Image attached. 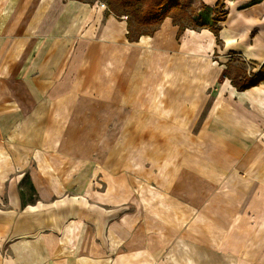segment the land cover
I'll return each instance as SVG.
<instances>
[{
	"label": "crops",
	"instance_id": "0c3cea01",
	"mask_svg": "<svg viewBox=\"0 0 264 264\" xmlns=\"http://www.w3.org/2000/svg\"><path fill=\"white\" fill-rule=\"evenodd\" d=\"M219 1L200 0L212 8ZM225 5L228 14L219 24L222 64L231 53L264 64V0ZM128 34V18L113 14L108 0H0V264H136L167 258L175 228L162 196L143 183L135 189L139 181L132 171L100 176L108 185L99 192L95 136L158 135L160 140L169 123L170 134L190 136L169 149L193 151L201 144L207 151L254 150L247 136H254V121L264 120V111H254L264 109L259 87L239 92L228 81L232 94H224L210 111L201 143L193 133L199 94L224 76V67L210 60L218 48L210 29H187L179 37V27L168 18L138 42H130ZM103 119H125L128 127L98 125ZM67 135L95 141L72 148ZM230 171L224 172L228 187ZM161 173L155 181H164ZM26 178L35 203L22 199Z\"/></svg>",
	"mask_w": 264,
	"mask_h": 264
},
{
	"label": "rangeland",
	"instance_id": "374dc122",
	"mask_svg": "<svg viewBox=\"0 0 264 264\" xmlns=\"http://www.w3.org/2000/svg\"><path fill=\"white\" fill-rule=\"evenodd\" d=\"M83 1L91 4L98 2V0ZM195 1L182 0L189 14H196L202 10L199 4L194 5ZM226 2H224L225 7L218 13L217 18L221 20L220 23L226 20L228 14ZM188 23V20H185L184 24L188 25ZM139 30L147 32L148 28ZM222 48V41L218 37L217 54L212 55L210 60L215 62V65L224 67V76L219 83L215 81L212 84V80L211 84L214 86L199 94L200 111L198 119L195 120L193 133L200 143L203 139L202 132L212 121L209 117L210 111L224 94L228 98L232 94L231 89L226 90L228 81L232 82L239 71L246 72L249 76L261 73L264 76L262 69L264 64L248 61L237 53V56L231 53L227 63L222 64V59L219 57ZM215 72L212 73L215 75L214 79ZM261 78L259 85L254 88L259 87L264 90V78ZM150 80L151 82L156 80L154 71L150 72ZM228 107L232 109L233 105ZM246 110L253 108L247 107ZM254 111L261 112L264 109L254 107ZM154 121L157 122L154 119L151 120V124ZM246 121L251 122L249 118ZM258 121H254V136L252 134L247 136L248 143H254V150L246 151H207L200 149L201 144L198 150L193 151L169 149L177 140H187L190 137L180 135L178 130L170 134V127L173 126L169 123H167L168 133L165 136L161 135L160 140L158 135L95 136L99 144L98 191L105 192L108 185L100 179V176L112 173L126 174L132 171L139 181L135 189H139L143 183V186L146 185V190L155 188L162 196L161 204L165 203L167 217L175 228L174 237L167 245V258H156V260L150 258L136 264H264V120L258 119ZM101 123L103 126L118 127L119 131L128 127L125 119H103L99 120L98 125ZM251 139H254V142ZM65 140L72 148L79 142L91 144L95 141L87 135H67ZM101 144L104 145L100 147ZM112 153L116 160L111 161ZM116 165L118 169L112 167ZM230 168L229 178L232 181L228 187V173L227 175L225 173L226 169L230 170ZM159 170H162L161 174L165 175L166 181L165 179L160 182L155 181ZM23 192L27 194L28 201L35 199L28 178L24 182ZM170 213H174V216Z\"/></svg>",
	"mask_w": 264,
	"mask_h": 264
},
{
	"label": "trees",
	"instance_id": "16d2710c",
	"mask_svg": "<svg viewBox=\"0 0 264 264\" xmlns=\"http://www.w3.org/2000/svg\"><path fill=\"white\" fill-rule=\"evenodd\" d=\"M198 1L202 10L196 14H189L183 6L182 0H108V6L117 17L126 16L128 18V39L130 42H138L143 36L153 35L168 18H172L175 25L179 27V37L187 29H210L219 37L221 20L217 17L220 9L225 7L224 2L227 0H220L214 8ZM255 1L260 2L261 0ZM185 20H188V25L184 24ZM144 28H148L147 32L139 30ZM233 56H237V54L233 53ZM262 69L264 70V66ZM261 77L264 78L263 73L249 76L246 72L239 71L232 82L238 91L245 92L258 86ZM30 189L35 194L31 182ZM22 199L24 204L34 203L36 194L35 199L28 201L27 194L22 192Z\"/></svg>",
	"mask_w": 264,
	"mask_h": 264
}]
</instances>
